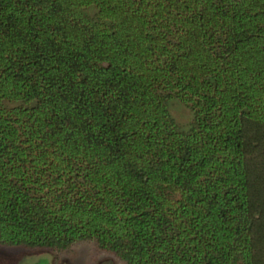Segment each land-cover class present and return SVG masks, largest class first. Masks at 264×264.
<instances>
[{
    "label": "trees",
    "instance_id": "1",
    "mask_svg": "<svg viewBox=\"0 0 264 264\" xmlns=\"http://www.w3.org/2000/svg\"><path fill=\"white\" fill-rule=\"evenodd\" d=\"M81 243L264 264V0H0V246Z\"/></svg>",
    "mask_w": 264,
    "mask_h": 264
},
{
    "label": "rangeland",
    "instance_id": "2",
    "mask_svg": "<svg viewBox=\"0 0 264 264\" xmlns=\"http://www.w3.org/2000/svg\"><path fill=\"white\" fill-rule=\"evenodd\" d=\"M168 108L176 123L182 129H187L191 120L190 110L176 99L169 101ZM0 264H118V262L108 254H97L91 244L81 243L74 247L73 257L62 256L59 262H55L52 253L46 250L0 246Z\"/></svg>",
    "mask_w": 264,
    "mask_h": 264
}]
</instances>
